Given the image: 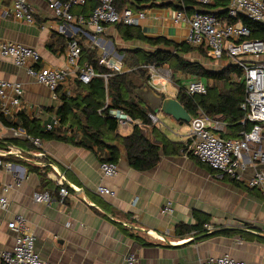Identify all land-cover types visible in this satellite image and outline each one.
Instances as JSON below:
<instances>
[{"label": "crops", "instance_id": "crops-1", "mask_svg": "<svg viewBox=\"0 0 264 264\" xmlns=\"http://www.w3.org/2000/svg\"><path fill=\"white\" fill-rule=\"evenodd\" d=\"M13 1L0 0V43L9 41L36 49L41 54V66L52 69L67 66L66 50L63 51L56 40L53 49L49 48L54 33L67 38L78 37L84 47L97 48L100 56L109 53L122 58L118 51L153 50L137 40L123 41L117 26L112 25L98 35L93 33L92 28H85V32L95 37L90 38L82 32L84 27L76 30V24L56 19L45 0H28L33 9L35 24L18 21L13 16L6 17L5 13L11 11ZM179 5V0H118L115 3L118 11L127 9L136 15L144 14L138 28L145 37L186 43L189 26L183 22L176 23L177 14L191 16L199 7L189 6L180 11L177 8ZM214 11L217 13L219 10ZM42 25L47 28L42 29ZM128 71L124 65L123 73ZM0 79L19 81L25 85L26 91L18 111L12 117L3 116L4 118L17 123L20 115L25 114L31 119L41 121L45 129L57 118L60 100L54 99L47 87L29 77L25 69L1 56ZM75 79L74 76L70 77L60 91L71 95ZM178 79L184 85L191 80L187 88L195 81H204L207 88L209 87L207 81L193 80L190 76L179 74ZM159 80L162 84L165 81L162 77ZM237 82L244 81L241 77ZM174 86L177 90L171 98L177 99L179 88ZM161 115L168 118L171 125L180 126L178 131L186 126L184 141L169 137L163 128L164 119H161ZM207 117L225 123V129L220 133L223 138L236 139L237 135L242 134V128L228 127L220 116ZM157 120L155 127L172 142L188 143L190 123L177 122L163 114ZM241 124L249 126L248 130L252 128L251 124L245 125L243 120ZM135 125L129 126L127 130L119 129L120 134L131 135ZM58 128L59 126L53 131ZM15 132L24 131L8 128L0 121V142L6 143L0 153L6 152L9 147L20 149L24 153V159L14 156L6 158V162L13 163L19 169L24 181L21 187H13L6 194L10 209L8 212L0 210V220L8 223L16 215H24L35 237V250L42 260L53 264H124L127 255L133 252L138 256L140 264H201L208 258L225 254L247 264H264V243L248 241L238 235L200 240V237L192 235L180 238L177 234L179 225H196L194 214L197 213L210 218L209 224L214 229H241L264 237V196L247 184L256 170H264V165L254 162L251 154L243 157L247 169L243 172V181L237 186L231 179H225L211 171L208 165H200L182 153L169 155L161 151V160L154 169L142 172L134 170L129 165L126 149L119 142H115L113 145L120 156L116 163L119 171L116 177L107 179L103 178L101 172L103 162L93 152L63 142L44 141L46 159L40 161L35 156L36 151L31 154L8 144L13 139L24 141L15 137ZM70 135L71 132L68 133ZM37 162L50 164L47 177L52 182L49 185H45L36 172L30 171L29 164L42 168ZM42 173L45 174L44 171ZM57 179H62L69 191V196L63 203L60 202L57 191ZM11 182L12 175L4 172L0 180V194L3 193L4 185ZM100 185L111 189L114 196L98 194L97 188ZM49 190L55 193L50 204L37 203L34 200L35 194L48 193ZM135 199L138 200L134 206L132 203ZM168 202L172 203L174 214L164 216L161 212ZM246 225L254 230L247 229ZM136 237L153 246L141 245ZM15 238V233L6 225L3 226L0 229V252L12 249Z\"/></svg>", "mask_w": 264, "mask_h": 264}, {"label": "built area", "instance_id": "built-area-1", "mask_svg": "<svg viewBox=\"0 0 264 264\" xmlns=\"http://www.w3.org/2000/svg\"><path fill=\"white\" fill-rule=\"evenodd\" d=\"M56 19H62L67 23L76 24V30L82 29L83 33L90 38L93 36L85 32V28H92L95 35L106 31L107 26H139L145 17L143 13L134 14L131 10L118 11L115 3L118 0H92L96 8L86 18L75 17L72 9L76 6H83L89 0H45ZM192 1L199 6L191 16L178 13L175 22L187 23L189 32L186 39L187 45L193 48L205 49L211 58L216 61L226 62L228 65L238 67L242 73V80L246 84L245 101L241 109L245 113L243 123L251 124L250 130L242 132L240 138L225 139L220 133L225 129V123L218 119H210L205 114L192 118L190 127V151L201 163L208 165L222 177L229 178L236 182H242L243 172L247 169V163L243 160L245 154H251L254 162L264 165V38H255L254 30L243 22L248 19L264 26V0H229L227 9L231 18L239 19L237 23L229 24L221 19L216 12L206 10L214 0H181ZM5 16H13L18 21L28 24H35L32 7L28 0H14L10 12ZM42 25V29H46ZM75 30V29H74ZM75 37V36H74ZM72 37V39L74 38ZM95 38V37H93ZM0 56L11 59L18 67L25 69L29 77L37 83L47 87L54 99H59L58 92L66 85L70 77L78 78L83 84H88L96 77L93 68L88 65L81 66L82 48L78 40L69 43L66 50L67 66L65 68L52 69L41 66V54L34 48L9 41L0 43ZM100 64L115 73H123L124 65L122 58H117L109 53H103ZM152 87L160 93L166 92L165 85L159 77L163 69L149 68ZM105 78H107L105 76ZM167 83L169 80H166ZM161 87V88H160ZM208 88L203 81H195L189 85V95H206ZM26 96L25 85L19 81L11 82L0 79V114L4 117H12L14 112L22 106ZM109 116L116 119L120 130H127L129 126L138 124L122 110L112 109ZM151 120L156 124L157 118L150 115ZM60 127L58 118L46 126L47 131ZM15 137L30 140L39 150L35 155L38 160L46 159L43 151V142L38 138H31L25 132H15ZM14 156L24 159V153L20 149L9 147L6 152L0 153V180L4 172L12 175V182L3 187L0 194V210L8 212L10 202L7 193L13 187H21L23 177L17 167L4 159ZM42 168L50 164L37 162ZM116 163L104 162L101 165L103 178L111 179L118 175ZM52 176V175H51ZM60 190V202L63 203L69 196L62 179H57ZM250 188L257 189L264 196V170H256L248 179ZM98 194L102 196H114L111 189L100 185L97 188ZM37 203L50 204L52 197L48 193L34 195ZM138 199L133 201L135 206ZM164 216L174 214L173 205L168 202L161 212ZM16 235L12 249L0 252V264H53L42 260L35 250V237L29 227L27 219L22 214L5 223L0 220V229L5 226ZM207 230L214 229L213 225H205ZM159 239V238H158ZM124 264H140L135 253H129ZM201 264H247L245 261L236 259L225 254L220 257H211Z\"/></svg>", "mask_w": 264, "mask_h": 264}, {"label": "trees", "instance_id": "trees-1", "mask_svg": "<svg viewBox=\"0 0 264 264\" xmlns=\"http://www.w3.org/2000/svg\"><path fill=\"white\" fill-rule=\"evenodd\" d=\"M179 1L180 5L177 8L180 11L189 6H198L192 1ZM228 5L229 0H214L211 5L206 7V10L210 12L219 10L217 15L221 19L229 24L237 23L240 21L239 19L231 18L228 15ZM95 8V2L89 0L83 6L74 7L72 14L76 17L84 16L88 18ZM243 22L254 30L255 38H264V26L262 24L248 19H243ZM117 30L123 41L137 40L153 49L152 51L142 49L118 51L122 56L123 65L129 69L125 73H115L101 65V56L98 49L84 47L78 37L72 39L56 33L52 35L50 49H53L55 40L60 44L59 47L63 51L67 50L71 41L78 40L82 48L80 65H88L94 69L97 75L88 84H83L76 78L71 95L59 90L58 96L61 105L57 111V118L60 127L57 130L49 132L41 121L31 119L25 114L20 115L17 123H12L0 114V121L6 127L17 131L23 130L29 137L38 138L42 142L58 141L85 148L96 154L103 163H118L120 159L119 152L113 144L119 142L127 151L130 167L140 172L154 169L161 160V151L169 155L185 154L202 165L190 151V142L188 141L186 144L172 142L160 129L155 127V123L150 118L151 111L136 97L135 92L138 89L150 85V67L156 69L167 67L172 74L173 82L179 88L177 100L192 118L199 116L201 113L210 117L220 116L230 128H242L240 132L249 129V126L241 124V121L245 118L241 105L245 101L246 84L245 82H237L243 76L238 67L228 66L220 72L211 71L200 62H191L187 59L190 54L198 53L200 57L214 61L215 59L211 58L205 49L193 48L187 43H175L165 38H147L138 26H117ZM179 74L190 76L196 80H205L212 84H209L206 95H189L187 86L178 79ZM164 97L168 96L164 95ZM112 109L122 110L138 122L134 126L131 135L123 136L120 134L117 120L109 116V111ZM69 132H71L70 136H68ZM240 135L241 133L237 135V138H240ZM8 144L31 154L39 151L30 140L13 139ZM5 147L6 143L0 142V149ZM36 152L35 155L38 153ZM28 167L31 172H36L40 176L45 185L52 182L47 177L48 171H50L48 167L39 168L30 164ZM211 171L214 170L211 169ZM230 181L240 186L239 182ZM59 190L57 191L59 192ZM48 194L51 197L55 195L50 190ZM194 218L197 220L194 226L179 225L177 234L180 238L192 235L200 237V240H202L215 236L234 237L238 235L248 241L264 243V237L260 234L253 235L241 229L221 228L219 230L216 227L213 231H210L205 228V225L209 224L210 218L197 213L194 214ZM246 228L252 229L250 225H246ZM136 240L141 245L153 246L140 237H136Z\"/></svg>", "mask_w": 264, "mask_h": 264}, {"label": "water", "instance_id": "water-1", "mask_svg": "<svg viewBox=\"0 0 264 264\" xmlns=\"http://www.w3.org/2000/svg\"><path fill=\"white\" fill-rule=\"evenodd\" d=\"M135 93L136 97L145 104L156 118L163 114L177 122L191 123L192 116L176 98L164 97V95H167V91L160 93L147 85L142 89H138Z\"/></svg>", "mask_w": 264, "mask_h": 264}, {"label": "rangeland", "instance_id": "rangeland-1", "mask_svg": "<svg viewBox=\"0 0 264 264\" xmlns=\"http://www.w3.org/2000/svg\"><path fill=\"white\" fill-rule=\"evenodd\" d=\"M187 59L190 60L191 62H200L208 70L217 71V72L222 71L228 65L225 62H220V61H216V60L213 61L210 59H204V58L200 57L198 53L190 54L189 56H187ZM160 74H161L162 78L169 80V82L167 84L165 81H163V85H165V87H166L167 96L172 97L175 94L177 89L174 86L175 83L173 82V79L171 76L172 74H171L170 70L168 68H166ZM193 80H195V79H193ZM190 81H188L185 85L188 86ZM152 83H153V81L151 80L150 85H152ZM209 84H212V83L210 82ZM161 119H164V122H163L164 127L163 128L167 131V134L169 135V137L171 139L176 140V141H184L185 135L187 133L186 126H183L182 129L178 131L180 126L171 125L169 123L168 118H165L162 115H161Z\"/></svg>", "mask_w": 264, "mask_h": 264}]
</instances>
